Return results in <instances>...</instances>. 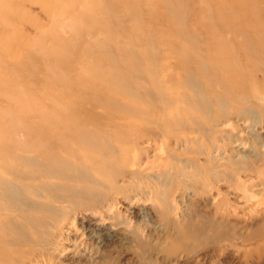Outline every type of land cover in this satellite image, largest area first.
<instances>
[{"label": "rangeland", "instance_id": "rangeland-1", "mask_svg": "<svg viewBox=\"0 0 264 264\" xmlns=\"http://www.w3.org/2000/svg\"><path fill=\"white\" fill-rule=\"evenodd\" d=\"M0 264H264V0H0Z\"/></svg>", "mask_w": 264, "mask_h": 264}]
</instances>
